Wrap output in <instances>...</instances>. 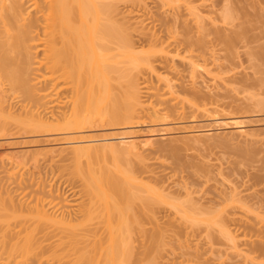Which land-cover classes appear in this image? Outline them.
<instances>
[{
	"label": "bare ground",
	"instance_id": "bare-ground-1",
	"mask_svg": "<svg viewBox=\"0 0 264 264\" xmlns=\"http://www.w3.org/2000/svg\"><path fill=\"white\" fill-rule=\"evenodd\" d=\"M151 1L159 11L174 2L0 0V143L52 137L37 150L20 148L0 155L6 181L4 191H0V264H161L156 255L161 248L160 236L152 238L154 250L149 249L154 255L143 244L141 250L138 242H127V236L132 224L138 231L134 229V233L141 235L144 225L140 223L145 217L139 223V215L150 214L149 223L157 226L155 209L162 206L180 216L167 223L171 227L183 223L215 226L234 248L238 243L256 241L252 236L255 224L237 216L236 202L218 213L203 209L188 194L170 198L166 189L153 188V184L144 187V182L141 186L142 181L114 164L116 161L111 170L103 161L118 154L141 156L152 148L154 135L140 137L144 133L140 128L173 132L181 130L180 125L188 120L194 124L205 119L224 134L247 139L251 134L241 126L239 112H264V100L254 96L231 99L226 97L228 93L203 92L208 86L199 83L202 78L196 76L205 75L219 87L229 83L252 86L248 76H223L233 72L237 50L249 45L243 40L245 32L221 35L216 29L214 40L208 42L199 25H188L178 10L170 15L166 10V17L158 10L153 12L148 6ZM256 54L264 56L261 51ZM220 60L227 65L216 64ZM231 111L236 113L231 115ZM105 124L126 133L134 131L116 138L86 134L94 125ZM210 131L184 133L190 141H197L203 136L213 138ZM29 156L34 166L39 164V156L43 160L55 156L60 161L85 160V169L76 164L74 172L80 181L75 209L40 177L14 173L16 163ZM100 159L101 163L94 165ZM145 162L139 169L152 180L156 171ZM74 187L69 190L71 195ZM129 211L139 213L138 219L126 215ZM231 224L237 225L234 232L227 229Z\"/></svg>",
	"mask_w": 264,
	"mask_h": 264
},
{
	"label": "rangeland",
	"instance_id": "rangeland-1",
	"mask_svg": "<svg viewBox=\"0 0 264 264\" xmlns=\"http://www.w3.org/2000/svg\"><path fill=\"white\" fill-rule=\"evenodd\" d=\"M173 1L174 2L171 3L169 8L166 7L165 10L162 9L163 11L161 9V11H159L156 7V4L152 3V1L148 6L153 12L158 10V13H163V15L166 13V10L167 12L170 10L168 12L169 15L172 11L177 12L178 10L180 12L179 14L183 16L182 20L187 19L186 22H188V25L191 24L192 26L194 23L199 25L198 27L200 30L199 32H201L200 34L203 32L202 37L206 36L205 41L209 42L210 40H214V31L216 29H220L219 31L223 32H219L221 35H224V33L230 34L231 32L236 31L239 33L240 31L245 32L246 36H244L246 38L244 37L245 39L243 38V40L249 41L247 48L237 50L239 55L238 58L234 60L233 72L224 74L223 76L230 77L233 76V73H236L235 77L238 79L248 76L251 79V82H249L252 84V86L244 88L243 84L241 83H229L228 85L225 84L224 87L221 85L222 82H219V85L223 86L222 88L221 86L219 87L217 85L218 82L213 83L210 81L209 77L207 78L205 75L197 74L196 76H200L202 79L203 76L206 77L202 82H200L202 79L199 80V83L201 84L204 82L203 86H208V88L203 90V92H221L222 95L224 93H228L229 96H226L228 98L233 97L244 99L249 96H254L255 99L264 100V61L262 60L264 59V56L263 58H260V56L256 54V52L260 51L262 55L264 53V0ZM175 4L179 6L177 7ZM189 6L192 9H190ZM191 6H194L195 9L198 8V11L193 9ZM191 12H194L197 16L199 15L202 17H197ZM160 16L162 17V15ZM195 17L197 18L195 19ZM194 19L195 21H192ZM200 26L203 27L204 31H201ZM161 28L158 26L157 30L160 29L161 31ZM212 32H214V35ZM218 63H224L227 65V63L222 60L216 62V64ZM210 68L211 67L209 66L206 69ZM200 78L196 79L198 80ZM207 79L209 80L208 82ZM231 99H226L225 102L229 103ZM228 113H231L232 115V113L236 112L231 111ZM239 114V116L242 115L243 117L241 126H243L244 129L251 134L250 137H247V139H244L243 137L241 139L240 136L238 137L237 134L233 135V133L224 134L222 130L212 128L208 123L209 121L205 119L197 120V123L194 124L189 123L188 120L184 121L182 125H180L181 130L173 132L168 131L170 133H158L156 131L152 132V129L147 130L146 128H140L141 133H143L142 130H144V133L140 134L141 136L139 135L140 137L154 135L153 137L155 138V141H153L154 144H152V148H148L149 150L146 149L141 156L126 157L121 154L120 157L118 154V156H108L102 160L106 166L108 165L110 170L112 167H114L113 162L116 161L114 164L116 163L120 168L122 167V169L130 173V175L133 173L132 176L134 178H139L137 180L139 182L140 180L142 181L140 184H143L144 182V187H151V184H153V188L161 187L163 190L166 189V193L170 195V198H176L178 196L176 194H179L182 197L189 195L192 201L196 204L198 203L199 206L201 205L200 207L203 209H211L212 211L218 213L222 212L229 203L234 204V202H236L233 206L238 207L236 213L237 216L243 220L247 218L249 222L252 220L250 223L255 224V228H252L255 231L254 233H251L254 234L252 235L254 238H252L256 241L252 243L247 242V244L238 243L236 245V248L237 246L238 248L236 249L229 241H226L227 237H224L225 235L223 234V236L221 234L223 233L222 229L215 226L212 228H207L205 226L197 227L193 225L192 227V225L189 223H183L182 225H175V227H173V225L172 228L167 223L170 220L179 219L180 216L177 215V212L173 211V209L170 210V208L162 206L158 209H155L154 214L157 219V226H160V229L157 228V226L154 225L152 221L149 223V216H151L150 214H148V217L146 215H143L142 217L139 215V223L141 220L143 221V218L145 217L143 223H140L141 225H144H142V236L139 233H134L135 228L134 224H132L133 230L131 226L130 228L132 231H129L127 242H129L128 239L130 242H135V244L138 242L137 244L140 245L137 246H141V250L143 247L145 249L147 246L146 251H152L150 253L154 255V248L151 247L153 246L151 242L154 241L153 239H155L156 236L157 238L160 236L161 238L159 239L161 242L158 243H161V248L158 250L156 255H158V263L161 264H264V112H259L255 109L251 111H240ZM182 127L186 129L183 131L184 128ZM208 129L211 130L210 132L215 134L213 138L203 136V138L201 137L200 140L196 141L192 139V141H190L187 136L188 134L184 133L188 131L201 133ZM133 131L134 130L127 131L126 133V131L124 132V130L122 131L121 129L109 128L105 124L103 126L94 125L86 134L96 136L98 138L102 136L107 137V135L109 138H116L121 136L123 133L128 134ZM187 138L189 140H187ZM50 139H52V137H31L19 140L8 139V141L0 143V155L5 154L7 151H18L20 148H26L29 151H34L39 147L44 146V144H46L44 141ZM169 139H171V143ZM168 144L170 145L167 147H171L172 150H169L166 146L164 147V145ZM50 145H52V143H50ZM164 148H167L169 151H165ZM121 153L123 152L121 151ZM249 156H252L251 159ZM142 157L144 162L146 159L145 164L149 166L151 165L150 168L156 171V174L150 177L152 178V180L149 179L150 181L147 179L148 177H146V175L144 176V174L141 172L142 170H140L141 165L144 163L143 161L141 163ZM248 157L249 160L247 159ZM42 158L44 157H38L40 162H38L39 164H36V166L32 164L33 158L30 156L23 160H19L16 163L14 173H16L18 176L21 174H23V176H27L26 174H33L36 177H40L45 185H52V190L59 193L60 197H65L66 199L68 198L67 200L70 201L69 204H71L70 206H72V208H74L73 206H77L79 202V193L77 192L80 189V185H78L80 184V181L78 182L79 179L76 178L77 176L74 175V172L76 164L81 170L85 169V160L81 159L78 162H75L73 159L60 161L58 160L57 156H55V158L52 160L50 158L43 160ZM102 160L100 159L99 161L94 162V165L97 163L100 164ZM1 172L2 171L0 170V191H4L3 188H5L4 184L6 181L4 180V175ZM157 183H159V186ZM73 186L76 188L73 189L77 195H71L69 193V190ZM138 189L143 191L139 187ZM72 208L70 207V209ZM136 214L138 215L139 213L134 214L131 211L126 213V215H131L134 217L137 216ZM139 216H137V219ZM152 223L154 226H152ZM227 229L234 232L237 229V225L231 224L227 227ZM135 232L138 231L135 229ZM154 232L156 234H154ZM137 234L139 235L137 236ZM135 235L136 237H134ZM149 248H152L153 250Z\"/></svg>",
	"mask_w": 264,
	"mask_h": 264
}]
</instances>
